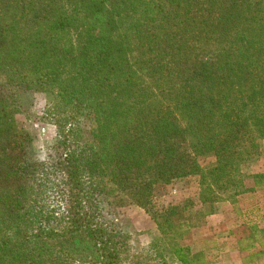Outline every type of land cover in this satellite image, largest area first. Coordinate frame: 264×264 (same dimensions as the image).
<instances>
[{
    "label": "trees",
    "instance_id": "obj_1",
    "mask_svg": "<svg viewBox=\"0 0 264 264\" xmlns=\"http://www.w3.org/2000/svg\"><path fill=\"white\" fill-rule=\"evenodd\" d=\"M36 92L61 179L17 122ZM263 141L264 0H0V264H150L129 257L118 211L133 204L158 226L151 248L202 264L181 238L264 183ZM191 175L199 199L156 208Z\"/></svg>",
    "mask_w": 264,
    "mask_h": 264
},
{
    "label": "crops",
    "instance_id": "obj_2",
    "mask_svg": "<svg viewBox=\"0 0 264 264\" xmlns=\"http://www.w3.org/2000/svg\"><path fill=\"white\" fill-rule=\"evenodd\" d=\"M250 172L264 173V141L262 153L254 160ZM246 185L248 190L237 201L224 200L217 212L207 216L206 227L212 235L209 240L214 246L198 249L206 254L202 264H264V183L258 184L250 178ZM168 186V194L155 201L156 208L180 204L190 197L199 199L198 175L178 178ZM148 217L152 223L142 228L141 235L146 243L160 235L156 222Z\"/></svg>",
    "mask_w": 264,
    "mask_h": 264
},
{
    "label": "rangeland",
    "instance_id": "obj_3",
    "mask_svg": "<svg viewBox=\"0 0 264 264\" xmlns=\"http://www.w3.org/2000/svg\"><path fill=\"white\" fill-rule=\"evenodd\" d=\"M25 98V106L21 113L17 115L18 125L31 133L34 139V149L38 160L48 163L49 178L51 180H55L57 178L61 179V175L59 173L56 174L52 167L54 160H56L60 154L58 152L59 150L55 148V145L57 144L56 139L58 137V132L57 126L49 118H44L46 106L45 94L36 92L32 95V97L27 94ZM31 98L33 99L32 104H30ZM82 125L85 128H90L89 121H85ZM200 161L203 165H209L215 161V157L212 155H207L202 157ZM176 180L178 179L173 180L171 184ZM168 192L169 186L165 187V189L160 193H157L154 202L158 199L160 200L161 197L168 194ZM58 199V190L53 185L46 184L42 202L45 203V205H52L56 203ZM118 216L122 218L123 223L127 225V230L132 234V239L130 241L131 245L128 251V253L130 252V258L138 253H141L142 257L147 259L150 257L154 258V256L158 254L164 260V263L162 260H160L158 263V258H152L148 260V263L178 264L175 263L169 256L170 254L168 248L164 247V245H161L160 247L155 245L153 248H151L149 246L150 243H146V240L141 237L143 231L142 228H148V226H150L152 223V220L148 217L149 215H147L141 209L140 206L135 204L123 206L119 208ZM206 218L199 227H194L191 229V231H189L188 234L185 233L182 238L179 237L182 239L184 244H189L191 250L194 253L198 252V249L203 248L204 246H214V242L209 240L212 235L210 229L206 227ZM129 221H131L134 228L131 226ZM183 230L187 229L184 228ZM202 239H205V241H202Z\"/></svg>",
    "mask_w": 264,
    "mask_h": 264
}]
</instances>
